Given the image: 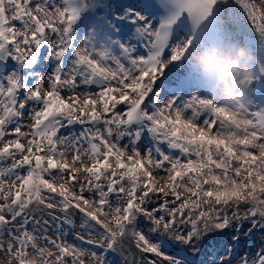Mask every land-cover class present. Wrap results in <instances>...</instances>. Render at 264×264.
<instances>
[{"label": "rangeland", "instance_id": "1", "mask_svg": "<svg viewBox=\"0 0 264 264\" xmlns=\"http://www.w3.org/2000/svg\"><path fill=\"white\" fill-rule=\"evenodd\" d=\"M42 8L44 6L42 5ZM36 11L38 12L37 8ZM260 25L262 30L264 31V20L260 21ZM66 80L63 82V84ZM62 84V85H63ZM66 85H70L66 82ZM90 95L82 94V98L80 101L76 103H71V111H74V107H84L89 106L92 108L94 105L93 99L88 102ZM214 108L218 110L217 116L219 119L218 126L214 131H207L206 125L200 126L197 124H193L189 119L185 120V126H183L182 134L184 136L183 140L188 141L194 139L197 136H202L205 138L207 143L211 148V157L210 161L207 162L206 165L195 160L191 162L185 161L180 164L175 172L168 173L167 171H163V167L158 164L157 158L151 154L150 151L139 150V151H131L125 146H121L116 148L117 151L122 155L119 157L124 158L133 168L136 166L139 167L140 175H141V188L150 189L151 194L147 199H140L137 205L138 216L134 218L132 221L136 222L138 220L139 215L142 217H147V220L154 219L152 216V207H159V198L161 195L169 194L170 188L168 186L169 180L173 174L181 176V181L179 182V192H183L186 200L193 198L191 193H194V187L191 184V179L189 177H197L202 176L206 181L212 183L215 187L218 186V183L221 184L219 190H217L216 198L219 201V204L225 203L223 206H220L219 209H216L213 212L216 217L212 220L211 228L213 230H217L220 228L219 233V242L222 247L230 246L236 237V234H233V228L239 220V217L246 216L245 206H240V200H248L252 199L258 203L259 208L261 209V213L264 214V170L258 168H252L242 164V159L255 158L260 162L264 161V142L261 143L260 148L257 152L248 153V150L245 148L244 143L246 140H250L253 138V133L251 131L252 122L245 110L242 112H238L236 115L229 112L224 108H219L217 104H214ZM237 112V110L235 109ZM234 120L233 128L230 127V121ZM237 127L247 133L243 134L238 131ZM26 132V131H24ZM59 149L56 151L57 155L54 159L60 164V167L63 168L65 165L67 168L64 169V175H53L48 176L45 181L34 186V191L31 193L33 197L38 196L37 201L35 200L33 207L43 208L44 206H50L52 204H56L54 200L49 196L47 189L48 188H60L64 190L66 193L70 195L73 205L76 208H84L88 207V210L93 212L97 218L107 225H113L114 219H117L120 214L118 210L120 209V199H112L110 207L105 211H99L95 205V191L92 189H83L84 185H88V178L84 175V170L86 165V160L80 157V152L77 151V156L75 158L74 150L75 146H71L66 143V140L63 138L59 140ZM29 146L27 147V149ZM140 161H137V160ZM219 162L221 163L226 170H228L230 174V181H223V176L221 173H218L214 170L213 163ZM48 160H46L45 166L47 167ZM235 172V174H233ZM239 172L243 175H250L253 172V176L251 177L254 180V185L257 188V193L255 195L249 196L247 198V193H244L241 184L243 181L237 176ZM69 174H75L77 177V182L74 185H69L66 182V177ZM15 180L10 178L5 174L0 173V212L2 208L4 209L3 203L4 201L7 203L8 199H5L7 195H9L13 189L15 188ZM124 183L120 187V191L123 190ZM206 186L204 190L208 189ZM204 190H201L203 192ZM170 201L172 204L170 205V211L178 210V205L173 203L172 198L170 197ZM191 212L195 216L199 212H203V220L201 221L202 232L201 235L206 237V241L208 238L214 237V234L208 231V224L210 222V218L212 216V211H207L203 204L202 200L192 199L191 201ZM217 204V203H216ZM240 204V205H239ZM244 204V203H243ZM217 206V205H216ZM242 209V213H239ZM38 213V214H37ZM189 214V212H188ZM40 215V219H37V216ZM9 216H5L8 218ZM38 223L41 224V227H46L47 219L44 218V215L41 212H36L34 216ZM221 217V220L219 219ZM146 220V221H147ZM227 220V222H226ZM144 222V220H139L138 230L136 231V241L141 248H147L150 250L155 249L152 241V232H155L158 229L161 222L158 221H150L149 224ZM187 221V220H186ZM219 221V224H218ZM45 224V225H44ZM185 224L180 228H174L173 230L176 232H182L185 228ZM262 230L264 233V218L262 220ZM166 226V225H165ZM163 228L164 225H163ZM48 231V234H36V229L29 228L28 233L30 235L32 245L30 248L26 250V258L27 264H55L53 262L54 251L47 244V238H51L53 236L51 228ZM10 227H7L2 230L0 234V262H5L6 264H12L13 261L15 263L14 254L17 250L16 243L13 242L10 235ZM208 231V232H207ZM264 235V234H263ZM264 237V236H263ZM146 244H145V243ZM151 244L152 246H150ZM69 249L71 252L76 253V258L79 261H91L88 254L81 249H78L73 243L69 242ZM168 256L165 254H158L155 259H151L155 262H159L162 264H169L166 259ZM253 255L250 256L249 264L253 262ZM143 262H146L144 259ZM240 263V261H234L232 264ZM68 264H73L71 261H68ZM148 264V263H146Z\"/></svg>", "mask_w": 264, "mask_h": 264}, {"label": "bare ground", "instance_id": "2", "mask_svg": "<svg viewBox=\"0 0 264 264\" xmlns=\"http://www.w3.org/2000/svg\"><path fill=\"white\" fill-rule=\"evenodd\" d=\"M26 2V0H25ZM216 4H217V13L220 17L223 18H238L241 21L249 24L250 26H252L254 28V30H256V37L259 40V51L262 52L264 54V31L261 29V25H260V21L264 20V1L263 0H216ZM56 5V9H53L51 6ZM46 9H47V13L46 15H40L38 13H36L34 11L35 6L30 4V5H26V12L28 13L29 10L32 11L31 14H28V21L30 24L33 23V21H39L42 22L46 25V36H45V41L48 43L46 46V49H49L50 47H53L56 49V47L58 46L55 41H52V34L57 33V31L59 30L60 27V23H59V19H60V8L58 7V5L56 3H53V0H46L45 3ZM133 6H136V3H133ZM33 15V16H31ZM243 34H239L237 32L232 33L231 35L227 34V39H228V43L229 46L232 48V46H235V48L237 49H244V40L242 38ZM79 41L76 40V44ZM75 44V51L76 54H73L70 56V59L68 61V64L71 68H66L64 76L65 77H69L70 73H73V75L75 76V78L72 80V78H69L70 84H71V89L67 88V86H65V84L63 85H59V86H55V90L57 91L56 93V99L59 101L60 104H62L64 107L66 104H68L69 102H73L76 99H80V94L84 93L86 91V84L89 83V75L87 73V66H92L94 68H96L98 70V75H100L101 77L105 78L106 82L105 85L109 86H116L119 87L121 86V77H117V72L118 70H115L114 68H112V64L114 63V61L111 62H106V61H102L101 56L97 55L95 52L91 51V47L90 46H86L84 45V43L81 41V43H78L77 45ZM227 53V52H226ZM80 54V55H78ZM262 64H264V58L262 59ZM78 65H84L82 70H79ZM226 65L229 67L230 69V73L235 75L237 78H239L240 80H244L246 75H245V70H243L241 62L239 59H237L235 57V55L226 62ZM35 72H37L39 75H41V77L38 78H44V84L47 86L51 85L50 79L48 78L49 76H47V69L44 67V65H42L40 70H36ZM119 74V72H118ZM36 78V80L38 79ZM84 82V90L81 89V83ZM105 87V86H103ZM36 87L34 86L33 89H35ZM33 92V90H32ZM70 92H74L76 94H78L77 96H72L70 94ZM220 93L223 95L222 97L218 96L217 98H215V100L212 102H217V104H221L220 108H224L226 110H228L229 112L233 113V114H237L238 111L236 112L235 109V103L233 102V99H231L232 95H231V90L226 89V90H222L220 91ZM230 93V94H229ZM18 96V95H17ZM74 99V100H73ZM165 99H168L165 95L160 98L158 93L155 94V96L151 95L149 100L153 103V104H158L159 106V111H165L167 116L169 114H171L174 119L176 121L173 122H167V124H174V128H181L182 126H185V120H191L193 123L195 124H199L200 126H202L203 121L202 120H196L193 116H191L190 114H188V111L186 110V108H181L179 103H172V97H170V99H168V102H166ZM104 103V101H103ZM172 104V107L170 106ZM29 108V107H28ZM33 108V106H32ZM67 109V107H65ZM171 108V109H170ZM194 108V106H193ZM192 108V109H193ZM191 109V110H192ZM178 112V113H175ZM191 110L189 111L191 113ZM28 109L23 111L21 114L22 116V121L23 123L21 124V122L19 123V120L15 121L16 127L15 130L13 131V133H21L18 129H25L27 127V124L25 123V121L28 118ZM151 111V110H150ZM212 115H215L214 110L212 109V106L209 110ZM19 110H18V114L14 115L12 120H16L19 117ZM152 114H156L158 112H153L151 111ZM205 116V115H204ZM169 118V117H168ZM10 120V121H12ZM117 120V117H115L114 115H110L107 117H104V122H111L112 124H114V122ZM9 121V122H10ZM180 122L181 125L178 123ZM49 123V122H48ZM206 126H207V122H206ZM52 130L55 132L54 137L52 139L47 138V136L45 138L42 139V144L38 145V147L43 146L44 143L48 144L49 142H51L52 147L55 148L57 146V141H56V137L59 134H65L66 135V131H64L63 128V123H58L57 125H55V127H52ZM126 136V134L121 135L119 138H124ZM182 135L180 134V141H181ZM264 139L263 137H260V139ZM258 139V140H260ZM257 141V140H255ZM1 142V141H0ZM124 144V143H122ZM251 142L248 143V146L250 147ZM257 145L259 146V141L257 143ZM190 149V148H196L197 150L192 151V153H198L200 152V150L204 149L203 153H206L208 150L207 148H211L209 146H207V142L206 140L202 139L201 137L199 138H195L194 140H191L189 142H185L183 143V149ZM254 147V146H253ZM129 148L131 150H133L130 146ZM23 150L22 146H17V147H13L12 151L14 153H20ZM37 153V152H35ZM206 159V158H205ZM27 162H24L21 160H16L14 159V161L11 163V166H5L3 171L7 172V174H11V175H18L20 174L21 171V166H28L26 164ZM16 165V169L12 168L13 165ZM128 167V164H126L125 169ZM26 169V168H25ZM18 170V171H16ZM130 170H133V168H130ZM46 173H48V171H46ZM124 202V201H123ZM123 204V203H122ZM12 207L7 204L6 208L2 211V216L7 215L8 213H10ZM52 213L58 214L59 212H55L52 211ZM13 214V213H12ZM48 215V213H46ZM50 217V216H49ZM51 218V217H50ZM5 224V228L7 226H10V224H12L11 229L13 228L14 230L18 229V224L16 222V220H10L8 222H5L4 220H1L0 222V228H3V225ZM98 225L97 222H95L94 225L89 226L88 229V235L90 236H100L98 231L96 230V226ZM35 226V225H33ZM54 231L57 233V235H61L63 238H68L65 237V235H68L69 232L65 231L60 225L53 223ZM41 233L47 232L48 230L46 229H40ZM83 229V228H81ZM249 244V243H248ZM256 245V247L258 248V246L260 247L261 245H257V241L251 243L249 246V248H253ZM20 255V254H18ZM143 257H153L152 254L150 253H146L143 252L141 254ZM65 256L63 257V260H65ZM19 262V261H18ZM18 264V263H17Z\"/></svg>", "mask_w": 264, "mask_h": 264}, {"label": "water", "instance_id": "3", "mask_svg": "<svg viewBox=\"0 0 264 264\" xmlns=\"http://www.w3.org/2000/svg\"><path fill=\"white\" fill-rule=\"evenodd\" d=\"M233 21L230 22L227 27H224V29L228 30V32H231L235 28H237L240 32H246L248 34L254 33L253 30L249 26H245L243 24H240L238 21H235V20H233Z\"/></svg>", "mask_w": 264, "mask_h": 264}]
</instances>
